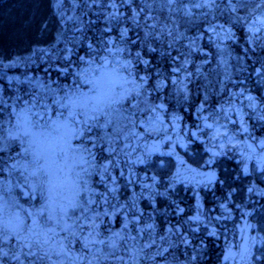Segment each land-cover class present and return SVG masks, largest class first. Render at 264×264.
I'll list each match as a JSON object with an SVG mask.
<instances>
[{
	"label": "snow or ice",
	"instance_id": "1",
	"mask_svg": "<svg viewBox=\"0 0 264 264\" xmlns=\"http://www.w3.org/2000/svg\"><path fill=\"white\" fill-rule=\"evenodd\" d=\"M254 4L249 8V0H51L63 41L51 52L40 50L49 58L46 78L25 72L23 80L8 78L11 95L0 88V264H171L166 253L174 244L162 235L159 239L167 247L157 245L154 226H142L143 213L135 201L119 202L117 175L130 186L132 173L126 169L144 163L161 144L171 147L182 117L169 111L163 90L171 83L187 99V82L203 75L190 58L199 54L207 59L200 41L207 36L211 42L213 36L219 38L218 30L224 31L217 15L227 13L242 22L250 42L264 40V0ZM80 6L82 12L95 7L97 18L105 22L94 38L85 33L94 21L75 14ZM241 10L245 16L239 15ZM113 26L117 34L109 35ZM225 35H232L230 29ZM8 60L5 64L0 58V73L32 62L23 57ZM251 75L264 86V63L253 67ZM238 95L241 103L248 101L246 107L261 109L258 119L264 121V97L257 102L242 88ZM230 111L231 107L221 109L216 116L247 132L243 121L227 114ZM199 118L202 127L223 136L220 147L232 142L226 125L215 127L216 117L207 122L203 103ZM257 147L264 153V140L249 144L248 150L255 153ZM117 217L120 226L113 228ZM179 240L189 243L182 235ZM257 244L264 248V238L245 241L246 264H264V253L254 251Z\"/></svg>",
	"mask_w": 264,
	"mask_h": 264
},
{
	"label": "trees",
	"instance_id": "2",
	"mask_svg": "<svg viewBox=\"0 0 264 264\" xmlns=\"http://www.w3.org/2000/svg\"><path fill=\"white\" fill-rule=\"evenodd\" d=\"M254 6V0H249V8ZM82 7L76 8L75 14L84 16L85 21L89 18L94 21L85 27L87 36L94 38L99 34L98 30L105 27V22L102 16L97 18L95 7L91 12L88 9L82 12ZM66 8L68 14H73L71 6L66 5ZM121 10L126 11L123 8ZM239 15L245 16L246 13L241 10ZM217 21L224 25V31L218 30L219 38L213 36L210 42L205 36L200 41V47L207 54V59L199 54L190 58L195 65L201 67L203 75L200 78L193 77L187 82L189 95L186 100L169 83L163 90L165 103L170 112L182 117V130L189 133L187 138L202 122L199 113L200 104L203 103L205 115H209L207 122L212 123V117H216L219 124L215 126L226 125L229 134H236L240 139L246 138L247 142L241 140L243 152L251 154L248 145H255L256 140H264V121L258 119L261 109L246 107L247 100L241 103L238 89L250 92L257 98V102L264 97V86L255 83L257 77L250 76L253 67H260L264 63V40L250 42L247 27L242 22H236L234 17L230 18L227 13L217 15ZM229 29L232 35L226 36ZM116 34L113 26V32L109 35ZM70 36L71 34L69 38ZM62 41L61 25L51 7V0H0V58L4 61H9V57L30 58L34 54L42 53L38 50L40 48L51 52L53 48L61 46ZM83 52L84 49L81 48L80 54ZM48 59L47 56L45 61L39 60L31 68L32 72L28 73L46 78L42 68L46 67ZM162 67L166 69L167 65ZM189 70H192L191 66ZM52 75L55 77V72ZM241 80L244 81L243 84H240ZM177 84L183 86L179 81ZM232 103L236 106L233 107ZM229 107L233 111L227 114L233 120L243 121L247 132L240 131L238 124L228 123L222 116H216L218 111ZM207 134L211 137V131ZM212 148L213 153L203 152V159L200 160L210 159L221 164L218 166L220 185L212 183V190L204 189L199 184L191 185L173 180L169 171L159 165L152 191L139 193L136 185L126 184L123 194L118 198L121 204L135 201L138 212L143 213L142 226L145 222L154 226L153 238L157 245L164 243L167 247V243L159 239L162 235L174 244L169 253H166L171 264H246L245 258L240 255L249 235L252 234L258 240L264 238V199L258 203L254 195L264 189V174L260 175L255 166H248L257 165V161L245 162L248 157L242 156L236 163L232 146L220 147L216 144ZM245 167L247 172L244 171ZM250 198L257 206L256 213L244 216L243 222L239 215L240 209L243 207L242 203L251 205ZM116 221L120 226L119 217ZM112 227L116 228L114 224ZM169 228L172 229L171 233L167 231ZM180 235L189 243L181 242ZM148 251L153 252L155 249ZM260 251L264 253V248ZM233 253L240 256V262L232 261ZM141 264L149 262L141 260Z\"/></svg>",
	"mask_w": 264,
	"mask_h": 264
},
{
	"label": "flooded vegetation",
	"instance_id": "3",
	"mask_svg": "<svg viewBox=\"0 0 264 264\" xmlns=\"http://www.w3.org/2000/svg\"><path fill=\"white\" fill-rule=\"evenodd\" d=\"M204 131L201 129L194 130L192 133H195V136L190 133L187 138L186 135L189 133L183 131L182 128L178 129L171 141V147L167 144H161L160 151L153 154L144 163H138L131 169H126V173L128 171L132 173L131 179L133 182L131 185H136L135 188L139 193L144 194L148 190L152 191V184L154 183L152 178L155 177L156 180L159 165L165 167L173 180L178 182L183 181L191 185L199 184L204 189L211 190L212 183L220 185V181H218V166L221 165L220 162H212L210 159L200 161L203 159L201 157L202 153L205 152L203 142L206 139L202 136ZM190 159L196 160L191 161ZM194 165L201 166L193 167ZM121 166L123 167V165ZM117 180L120 185L117 193L119 198L123 194V187L127 184V179L117 175ZM146 185L150 186V188ZM97 187L100 186L97 185ZM100 190L103 191V188L100 187ZM113 224L116 228H119L117 221Z\"/></svg>",
	"mask_w": 264,
	"mask_h": 264
},
{
	"label": "rangeland",
	"instance_id": "4",
	"mask_svg": "<svg viewBox=\"0 0 264 264\" xmlns=\"http://www.w3.org/2000/svg\"><path fill=\"white\" fill-rule=\"evenodd\" d=\"M65 10L69 13V11L67 10L66 6H65ZM58 41L60 42L61 39L59 38ZM58 41H57V42H58ZM38 50L40 51V50H42V48H40V49H38ZM223 54H224V53H223ZM46 57H47V56L43 55L42 53H40V54H38V55H37V54H34L32 57H30L32 62H30V63L28 64L27 67H24L23 64H21L20 66H18V67H13V68H11V69H9V68H7V67H6L5 69H3V70H2V73H0V88H3L6 94L11 95V92H9L8 78H9V77H19L21 80H23V79H24V75H23V74H24L25 72H27V73H28V72H32V71H31V68H33V67L37 64V62H38L39 60L45 61ZM4 62H5V64H7L9 61H4ZM223 66H225V65H223ZM226 67L228 68L229 65H226ZM44 69H45V67L42 68V71H44ZM40 71H41V70H40ZM44 72H45V71H44ZM28 74H29V73H28ZM29 75L35 77V75H32V74H29ZM40 77L43 78L42 76H40ZM232 106L235 107L236 104H235V103H232ZM227 109H228V108H227ZM173 114H174V116H178V115H176V113H173ZM3 115H4V118H5V119L8 117V116H7V115H8L7 110L4 112ZM240 117H241V115H240ZM182 121H183V119L180 120L179 122H182ZM203 123H204L203 121L200 123V126H201V127H202ZM208 123H209V122H208ZM238 125H239V124H238ZM215 127H219V126H215ZM177 128H178V123H177V125H176L175 133H176V131H177ZM210 131H211V137H215L216 142L219 144V141H220V140H223V136L220 135V133L215 132L213 129H210ZM221 131H223V129H222ZM175 133H174V134H175ZM228 134H229V132H228ZM218 136H219V140L217 139ZM229 136H230L232 139H233V137H234V135H231V134H229ZM232 145H233V140H232L231 143H226L225 146H223V147H228V146L230 147V146H232ZM243 150H244V148H240V147H238L237 151H238L239 157L241 156V159H242V156L248 157V158L245 160V162H249V161H250V162H256V161H257V165H248V166H249V167L255 166L256 169H257V171H259V174H260V175H263V174H264V171H261L260 168H261V167H264V160H261L260 157H261V156H264V153H262L259 149H256V152H255V153H252V152H251V154L247 153L246 151L242 153L241 151H243ZM249 157H251V158H249ZM3 159H4L5 161H7V154H3ZM249 175H250V173H249L247 176L249 177ZM4 176H6V173L4 174ZM250 188H251V187H250ZM250 188H249V189H250ZM251 195H253V194H251ZM251 195H249V197H251ZM254 195L257 197V202L260 203V202L263 201V199H264V189H263L262 191L255 192ZM249 201L251 202V203H250L251 205H249L248 203H247V204L242 203L243 207L240 209V214H239V215L242 217L241 220H242L243 222H244V220H243V217H244V216H246V215H253V214L256 213L255 210L257 209V206H255V204H254V202L252 201L251 198L249 199ZM21 202L23 203V200H21ZM252 236H253L252 234L249 235V238H248L246 241H248L249 243H251V241H252V239H253ZM256 240H258V239H256ZM244 246H245V244H244ZM244 246H243V249H244ZM243 249L241 250L242 253H241L240 256H243V257H244ZM260 249H262V248L260 247L259 244H257L256 248L254 249V251L256 252L257 255H260V254H261V253H260V252H261ZM258 250H259L260 252H259ZM232 255H234V258H231L232 261H235V262H240V261H241L240 256H237L236 253H233Z\"/></svg>",
	"mask_w": 264,
	"mask_h": 264
}]
</instances>
